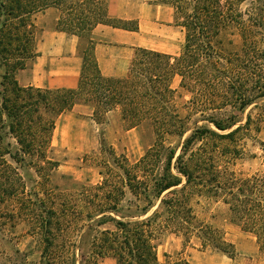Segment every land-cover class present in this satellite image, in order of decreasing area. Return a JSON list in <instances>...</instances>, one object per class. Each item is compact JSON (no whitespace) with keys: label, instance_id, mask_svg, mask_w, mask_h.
Wrapping results in <instances>:
<instances>
[{"label":"trees","instance_id":"obj_1","mask_svg":"<svg viewBox=\"0 0 264 264\" xmlns=\"http://www.w3.org/2000/svg\"><path fill=\"white\" fill-rule=\"evenodd\" d=\"M108 1L0 0V230L27 221L43 244L40 264H77L75 254L55 256V250L74 247L64 238L79 221L86 230L76 245L78 264L105 257L160 264L153 241L164 229L195 235L232 257L223 233L194 213L192 200L205 197L221 201L229 222L253 236L264 255V171L237 176L231 170L243 155L238 135L264 118V0H163L183 29L181 50L137 47L122 78L101 74L92 32L99 24L137 31L138 24L111 17ZM49 8L59 11L56 29L79 39L82 68L73 89L24 87L15 77L38 55L34 17ZM234 31L241 41L236 51L222 40ZM176 76L189 95L184 113L172 85ZM77 104L91 106L96 123L118 110L127 129H149L155 143L134 164L108 150L98 164L99 183L43 198L35 174L47 181L58 166L46 155L55 122ZM252 104L257 116L249 113L239 124ZM174 138L182 142L177 155L164 144ZM107 223L114 229H98Z\"/></svg>","mask_w":264,"mask_h":264},{"label":"rangeland","instance_id":"obj_2","mask_svg":"<svg viewBox=\"0 0 264 264\" xmlns=\"http://www.w3.org/2000/svg\"><path fill=\"white\" fill-rule=\"evenodd\" d=\"M162 1L113 0L112 4L114 5L115 3L114 8L118 15L131 17L139 16L147 4L160 3ZM137 20L141 24L140 30L135 36L139 37L141 46L163 50L173 55L178 54L184 41V32L179 25L175 22L170 24L161 23L157 26V30H153L151 24L153 21L150 18L142 17ZM34 23L38 32V42L42 39L46 29H54L56 26L53 23V16L51 17L44 12L34 17ZM222 40L228 50H239L241 41L237 32L224 34ZM31 65L32 61H28L26 68H30ZM179 82L180 77L176 76L172 85L178 91L176 97L177 105L181 112L184 113L182 104L189 99V95L178 87ZM253 105L245 109L241 116L242 121L239 124H244L249 113L253 117L257 116L259 110L255 109ZM114 111L117 112L118 110ZM116 112H110L105 116L102 123H96L85 118L82 111L76 108L69 113L67 118L57 122L56 130L53 132L54 138H52L46 155L51 160L58 162V166L48 171L47 181L40 179L35 174V178L39 182L36 188L41 197L52 198L54 197L52 194L56 192L77 194L82 189V186L99 183L102 177L98 164L105 154L109 157L107 154L108 150H112L116 156L124 158L129 164H134L145 154L147 149L152 147L155 142L153 133L149 129H139V134L137 131L125 133L124 125ZM203 123L200 121L198 124L202 125ZM244 131L240 132L236 141L239 148L242 149L243 155L234 160L231 166V170L237 176L264 171V118L254 122L248 130ZM73 135L75 139H73ZM164 144L174 148L177 155L180 152L182 142L174 138L164 142ZM123 204L126 205L127 203L123 202ZM192 206L198 220L221 231L226 240H243L245 238L244 232L238 226L229 222L227 208L221 201L196 197L192 200ZM111 215L113 214L111 213ZM83 224V221H79L77 226L74 224L64 238L66 243H74V247L69 248V250L67 248V251H69L67 253L64 252V249H54L55 256H65L73 253L78 264L79 252L76 245L80 234L86 230V225L84 226ZM12 225L13 223L9 222L4 226L3 231L0 230V264H40V253L43 244L38 234L32 230L27 221L17 220ZM104 228L114 229V226L111 223H107L98 227L100 230ZM176 237L182 242V251L187 247H194L199 250H216L211 244L202 245L201 240L195 235L188 239L181 234L164 229L156 234V238L153 241L158 260L162 264L186 259L180 252H169L171 250L170 244L178 240ZM97 264H116V261L112 257H105L98 259Z\"/></svg>","mask_w":264,"mask_h":264},{"label":"crops","instance_id":"obj_3","mask_svg":"<svg viewBox=\"0 0 264 264\" xmlns=\"http://www.w3.org/2000/svg\"><path fill=\"white\" fill-rule=\"evenodd\" d=\"M112 3L113 0H109L107 5L109 15L125 20H135L138 24V30L128 31L109 25H97L92 32L95 40L94 54L98 68L103 76L122 78L127 75L135 48L143 47L139 44V37L135 36L140 30L141 24L137 19L142 17L150 18L153 21L151 23L153 30H157V26L161 23L170 24L175 21L172 7L163 2L147 4L139 16L131 17L118 15L114 8L115 3L114 5ZM43 12L51 17L53 16V23L56 25L59 11L55 8H49ZM149 49L171 54L163 50ZM36 51L38 55L32 60L31 67L18 70L15 74L20 86L48 89H73L77 86L82 68V58L79 52V39L76 36L59 31L56 26L54 29L48 28L44 31L39 42L37 39ZM76 108L82 111L85 118L95 122L92 117L93 108L86 104H77L71 110L59 115L55 122L54 131L56 130L57 122L67 118L69 113ZM112 111H109L106 115ZM116 113L123 123L119 112L117 111ZM124 129L125 133L137 131L139 134L138 128L127 129L124 126ZM52 138H54V135H52ZM73 139H75L74 135ZM244 234L245 238L243 240L227 239L235 249L232 257L217 250H199L194 247H187L182 251V242L178 237H176L178 240L170 244L171 250L169 252H180L189 264H264V255L259 252L255 238L250 234ZM159 263L162 264L161 262Z\"/></svg>","mask_w":264,"mask_h":264}]
</instances>
